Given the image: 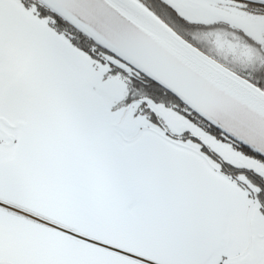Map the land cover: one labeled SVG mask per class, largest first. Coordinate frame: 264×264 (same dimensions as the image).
<instances>
[{
    "label": "snow or ice",
    "instance_id": "snow-or-ice-1",
    "mask_svg": "<svg viewBox=\"0 0 264 264\" xmlns=\"http://www.w3.org/2000/svg\"><path fill=\"white\" fill-rule=\"evenodd\" d=\"M0 264H264V0H0Z\"/></svg>",
    "mask_w": 264,
    "mask_h": 264
}]
</instances>
